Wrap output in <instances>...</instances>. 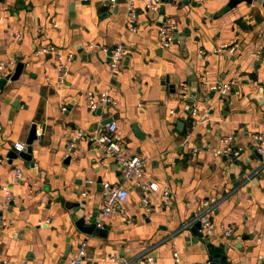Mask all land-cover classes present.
Returning a JSON list of instances; mask_svg holds the SVG:
<instances>
[{"label":"crops","instance_id":"0c3cea01","mask_svg":"<svg viewBox=\"0 0 264 264\" xmlns=\"http://www.w3.org/2000/svg\"><path fill=\"white\" fill-rule=\"evenodd\" d=\"M127 1L0 0V259L69 264L79 238L87 244L82 264H173V251L179 264H206L189 224L207 203L210 242L227 263L264 264V158L254 149L264 148V0L221 15L229 0H161L155 11L135 0V28ZM167 20L174 30L165 48L158 29ZM118 43L125 58L113 75L102 50ZM229 80L219 102L208 87ZM104 92L111 102L90 110L88 96ZM112 122L125 152L146 159L140 181L157 183V192L124 180L88 138ZM32 126L27 160L14 144L25 151ZM222 146L242 152L233 161L213 157ZM103 183L128 196L102 234H83L75 221L98 218Z\"/></svg>","mask_w":264,"mask_h":264},{"label":"built area","instance_id":"2783aa9c","mask_svg":"<svg viewBox=\"0 0 264 264\" xmlns=\"http://www.w3.org/2000/svg\"><path fill=\"white\" fill-rule=\"evenodd\" d=\"M143 2L145 9L147 11H155L161 0H140ZM108 6L113 7L116 3V0H105ZM135 0H128L127 1V21L130 25H132L133 28H135L136 25V15H135V7H134ZM174 30V26L170 20H167L164 22L158 29L159 39L162 43V45L165 48H168L172 43V32ZM229 48L227 45H223L220 47V50ZM231 48H229L230 50ZM40 53H47V52H53V48H43L39 50ZM105 54H108V65L110 72L115 75L117 74L124 62L125 58V46L122 43L116 44L111 49H104L102 50ZM60 72V80L65 75V69L64 66L59 67ZM234 80H229L222 84H214L210 85L208 87V90L215 93L216 100L219 102H222L223 99L229 94L232 86L234 85ZM111 102V98L109 97L107 92H104L102 94H99L98 96H93L90 94L87 98V105L90 110H97L99 105L108 104ZM62 110L64 111L65 108L63 107ZM116 124L110 123L106 124L104 129L102 130V133L99 137H91L88 136L90 141L96 145L101 152L107 156L112 158L114 161L115 166L117 169L121 172L123 179L129 182H134L135 185L138 187H141L144 191V194L146 195V192L148 193H155L159 190V186L155 182H147L142 183L140 180L143 176V169L146 164V159L140 158L137 155H132L127 152H125L124 147H122L116 139ZM83 134L81 132H78L77 135L73 138H71L70 142L68 143V150L70 151L77 138L81 137ZM253 140L256 143H262L263 142V136L262 135H253ZM183 146H187V139L185 138L182 142ZM14 148L17 152H23L25 149L24 144L22 143H15ZM257 152L264 157V148L256 147ZM241 148H235V149H229L227 146H222L217 148L213 151L212 156L217 157H226L230 160L237 159L239 155L241 154ZM16 177L19 178L20 174L19 172L16 173ZM3 196L5 198V201H10L11 199V192L9 188L4 187L2 189ZM166 189H162V194L167 195ZM101 196L103 200V204L101 207V210L99 212L98 218L95 220V228L102 229L103 228V221L104 219L111 216L117 209V207L123 203L128 196V191L125 188H122L120 185H112L110 183H103L101 185ZM143 201L145 203L147 200L144 198ZM164 204H167V202ZM210 208L207 205V203H204L201 208H199L193 216L192 222L189 224H200V232H202L204 235L208 236L209 239L212 238L215 233V227L211 222V213ZM188 227V226H187ZM232 230L226 229L225 234H230ZM75 243L77 245V253L76 256L69 261V264H82L83 259L85 257L86 253V241L80 240L79 238H75ZM172 259L173 264H179V257L178 254L173 251L172 253ZM152 259L148 258L147 262H151ZM0 264H8L5 260L0 259Z\"/></svg>","mask_w":264,"mask_h":264},{"label":"water","instance_id":"95a60500","mask_svg":"<svg viewBox=\"0 0 264 264\" xmlns=\"http://www.w3.org/2000/svg\"><path fill=\"white\" fill-rule=\"evenodd\" d=\"M253 0H229L227 5L220 11L219 15L225 13L226 11H229L230 9L234 8L238 4L244 2L247 4L252 3ZM22 70V64H17L14 74L10 77L11 80L17 79L18 75L20 74ZM183 122V120H181ZM37 139L36 137V128L35 126H32L30 129L29 137L26 141V150L23 152H18V155L21 158H25L27 160H30L31 157V145L32 143ZM256 150V148H254ZM256 155L258 158H264L261 156L257 150ZM258 153V154H257ZM76 228L82 232L83 234H92L93 232L97 231L99 234L103 233L102 229H96L95 228V218L92 217L90 219L89 224H85L84 217H80L75 221ZM190 231L192 234L198 238L199 242L205 246V249L207 251V254L209 255V260L206 264H228L227 263V257L226 254H224V249L220 247H215L211 242L208 236L204 235L202 232H200V224L196 223L191 228Z\"/></svg>","mask_w":264,"mask_h":264}]
</instances>
